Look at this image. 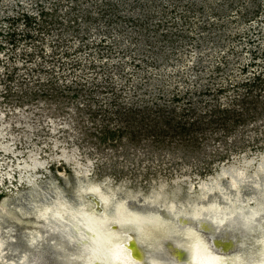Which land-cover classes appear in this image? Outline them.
Returning <instances> with one entry per match:
<instances>
[{
    "label": "rangeland",
    "instance_id": "374dc122",
    "mask_svg": "<svg viewBox=\"0 0 264 264\" xmlns=\"http://www.w3.org/2000/svg\"><path fill=\"white\" fill-rule=\"evenodd\" d=\"M111 1L0 0V264L80 245L65 216L34 214L79 203L78 179L136 206L188 205L240 167L242 194L264 178V0Z\"/></svg>",
    "mask_w": 264,
    "mask_h": 264
},
{
    "label": "bare ground",
    "instance_id": "6f19581e",
    "mask_svg": "<svg viewBox=\"0 0 264 264\" xmlns=\"http://www.w3.org/2000/svg\"><path fill=\"white\" fill-rule=\"evenodd\" d=\"M241 168L230 172L225 183L212 182L188 205L168 200L167 203L133 206L128 195L117 197L116 192L102 189L96 182L78 179L75 192L81 199L79 203L71 204L64 199L49 203L47 200L33 211L35 217L44 220L49 215L65 216L78 227L81 240L77 247L66 248L64 243L58 246V241L53 239L56 249L53 256L59 264H264V194L257 193L258 185L264 186V178L251 191L242 194L245 179ZM258 168L261 170L263 166ZM84 192L99 196L95 198L98 201L94 209L84 199ZM223 228L226 229L222 233ZM208 230L212 237L222 236L227 243L221 245L216 239L217 244L213 245ZM41 233L38 228L31 229L28 243L35 244ZM4 242L0 237L1 248ZM130 242L134 243V250ZM136 242L147 248L148 255L144 256L147 261L138 257ZM25 261L26 252H23L4 264H25Z\"/></svg>",
    "mask_w": 264,
    "mask_h": 264
},
{
    "label": "trees",
    "instance_id": "16d2710c",
    "mask_svg": "<svg viewBox=\"0 0 264 264\" xmlns=\"http://www.w3.org/2000/svg\"><path fill=\"white\" fill-rule=\"evenodd\" d=\"M52 1V0H51ZM110 1V0H109ZM115 5V1L113 0V1H111L110 2V4L108 3V6L110 7V6H112V5ZM38 5L39 6H41L42 4L41 3H38ZM116 6V5H115ZM43 7V6H42ZM57 7L55 6V8H53V9H47V8H45V9H41L40 10V14L41 15H44V17H43V21H46V22H50V23H53V22H56V20H55V16H57V14L56 15H54L53 13L55 12V10H57L56 9ZM117 8H118V6H117ZM110 10H111V12H108V14L110 15V18H111V16L114 14V15H116V16H119V15H121V14H119V13H117V12H115L114 11V9H111L110 8ZM53 14V15H52ZM21 15V17H19V16H16L15 17V19L14 18H12V19H14L15 21H18V20H24V22H25V24L26 23H28V22H30L31 20H33L35 17H34V13H29L28 11H23L22 12V14H20ZM9 18V15H8V17H6V19L5 20H9L8 19ZM11 18V17H10ZM52 18V19H51ZM76 19V18H75ZM114 19V18H113ZM132 19H134L133 17H132ZM136 22L138 23V21L136 20ZM15 23V22H14ZM14 23L13 24H10L9 26H11V25H13L14 26ZM16 24V23H15ZM139 24V23H138ZM140 25V24H139ZM140 26H143V25H140ZM144 27V26H143ZM13 32H14V28H13ZM9 33V32H8ZM4 194V192L2 191V192H0V198L2 197V195Z\"/></svg>",
    "mask_w": 264,
    "mask_h": 264
},
{
    "label": "water",
    "instance_id": "95a60500",
    "mask_svg": "<svg viewBox=\"0 0 264 264\" xmlns=\"http://www.w3.org/2000/svg\"><path fill=\"white\" fill-rule=\"evenodd\" d=\"M97 198H99V196H97ZM95 199V198H94ZM95 202L96 201H98V200H94ZM209 231V230H208ZM130 235H133L132 234V232H130ZM211 238H210V240H211V243L213 244V245H215V243L217 244V242L215 241L216 239H217V241L221 244V245H225L227 242L226 241H224V240H226V239H224L223 240V237L222 236H213L212 237V235L210 234L209 235ZM136 244V243H135ZM133 245H134V243L133 242H130L129 243V246H131L132 247V249L134 250V248H133ZM137 246V250H138V252H139V254L140 255H138V257L139 256H142L143 258H141L142 259V261H147V259H146V257H144V256H147L148 254L146 253V249L144 248V245L142 244V245H138V244H136ZM135 246V245H134ZM141 249H140V248ZM136 258H137V256H136ZM138 259V258H137ZM145 259V260H144Z\"/></svg>",
    "mask_w": 264,
    "mask_h": 264
}]
</instances>
